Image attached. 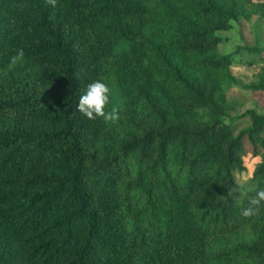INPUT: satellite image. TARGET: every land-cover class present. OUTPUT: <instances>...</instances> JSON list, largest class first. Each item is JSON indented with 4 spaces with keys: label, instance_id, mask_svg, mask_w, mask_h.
Instances as JSON below:
<instances>
[{
    "label": "trees",
    "instance_id": "1",
    "mask_svg": "<svg viewBox=\"0 0 264 264\" xmlns=\"http://www.w3.org/2000/svg\"><path fill=\"white\" fill-rule=\"evenodd\" d=\"M264 18L262 0H0V264H264V112L231 116L237 46L219 34ZM22 49L24 60L10 66ZM110 88L119 120L78 111ZM249 117L240 130L235 120Z\"/></svg>",
    "mask_w": 264,
    "mask_h": 264
},
{
    "label": "rangeland",
    "instance_id": "2",
    "mask_svg": "<svg viewBox=\"0 0 264 264\" xmlns=\"http://www.w3.org/2000/svg\"><path fill=\"white\" fill-rule=\"evenodd\" d=\"M219 34L228 38V40L224 41L220 45V52L222 54L230 53L240 45L248 47H262V61H258L254 64H248L247 61H252L254 59L257 60L259 55H247L242 58L237 56L232 61L231 65V69L241 83L249 84L256 81L258 79V75L263 71L264 66V18L254 16L249 20L241 19L239 22L234 23L231 30L219 32ZM227 96L228 98L234 99L237 103L236 110L231 113L230 117L240 115V113L250 108H256L259 112H264V91L246 92L237 88H230L227 91ZM235 122L236 126L240 130L250 124V119L245 116L243 118L236 119ZM254 157L256 156L251 155V157H249L244 170H236L234 172L237 181H243L245 177H248L249 168L253 170V175L257 164H259L262 160L261 156H259L260 161L256 162Z\"/></svg>",
    "mask_w": 264,
    "mask_h": 264
},
{
    "label": "clouds",
    "instance_id": "3",
    "mask_svg": "<svg viewBox=\"0 0 264 264\" xmlns=\"http://www.w3.org/2000/svg\"><path fill=\"white\" fill-rule=\"evenodd\" d=\"M48 2L54 5L56 0H48ZM23 60L24 52L20 49L16 55L11 57L10 66L16 65ZM109 103L110 88L104 82L96 80L87 85L76 105V111L91 120L102 117L108 122L118 121L120 118L119 109L116 106H113L110 111H105ZM249 157H251V153L246 157H242L246 165ZM254 160L259 162L260 157L256 156ZM252 171L249 168L248 177H245L243 181L238 180L236 186L228 192L229 196H233L237 205H241L245 199L248 201L249 206L241 209V214L244 217L253 216L256 208L261 205V202H264V187H260L259 183H247L252 176Z\"/></svg>",
    "mask_w": 264,
    "mask_h": 264
}]
</instances>
